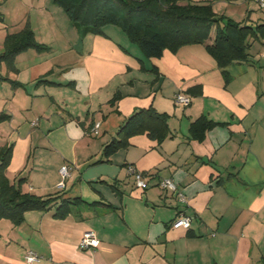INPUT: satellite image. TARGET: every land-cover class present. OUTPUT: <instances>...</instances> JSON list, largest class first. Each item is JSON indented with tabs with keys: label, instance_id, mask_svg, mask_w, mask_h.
<instances>
[{
	"label": "crops",
	"instance_id": "1",
	"mask_svg": "<svg viewBox=\"0 0 264 264\" xmlns=\"http://www.w3.org/2000/svg\"><path fill=\"white\" fill-rule=\"evenodd\" d=\"M227 1L249 12L242 24H264L256 0ZM22 21L0 20L3 50ZM109 26L106 35L83 36L79 61L1 65L0 113L11 115L0 123V147L13 148L8 179L17 185L23 178L25 193L80 200L63 217L56 215L60 197L27 211L20 224L1 218L0 264H264L263 29L249 38V58L225 68L227 80L205 44L149 59ZM214 37L215 26L208 42ZM179 92L191 98L189 105L175 101ZM150 105L169 114V135L161 143L135 135L103 161L104 144ZM201 115L221 124L199 141L190 126ZM97 122L100 133L93 135ZM64 164L71 175L61 188ZM128 164L152 175L148 188L135 185ZM166 177L186 203L157 184ZM182 213L192 217L190 228L172 226ZM86 231L96 233L98 248L79 247ZM29 250L41 258L28 263Z\"/></svg>",
	"mask_w": 264,
	"mask_h": 264
},
{
	"label": "trees",
	"instance_id": "2",
	"mask_svg": "<svg viewBox=\"0 0 264 264\" xmlns=\"http://www.w3.org/2000/svg\"><path fill=\"white\" fill-rule=\"evenodd\" d=\"M65 11L71 24L81 36L89 33L106 35L105 27L115 25L136 43L146 58H160L165 50L177 52L189 44H205L208 52L216 59L218 66L228 80L225 68L249 58V38L256 36L264 24L256 27L235 22L231 19L220 23L212 3L201 0H54ZM0 20L5 16L0 11ZM215 26V37H211ZM33 48L37 51L48 49L40 43L31 24L27 22L18 32L8 33L4 43V53L0 54V68L5 62L10 69H15V60L21 52ZM153 70L157 71L154 66ZM13 84L19 83L12 81ZM116 98V97H115ZM114 100V99H113ZM11 115L0 113V123L9 120ZM169 114L158 111L153 105L134 111L119 127L116 136L103 147V161L122 148L130 145V138L146 133L150 138L161 143L169 135ZM221 124L206 115H201L191 123L190 133L193 139L202 141L206 133ZM12 146L0 147V219L9 218L20 224L29 210L47 208L52 202L58 203L57 216L70 212L71 204L79 197L64 198L61 195L42 197L25 193L21 189L23 178L18 184L11 183L6 175L12 158ZM113 187V186H112Z\"/></svg>",
	"mask_w": 264,
	"mask_h": 264
},
{
	"label": "rangeland",
	"instance_id": "3",
	"mask_svg": "<svg viewBox=\"0 0 264 264\" xmlns=\"http://www.w3.org/2000/svg\"><path fill=\"white\" fill-rule=\"evenodd\" d=\"M211 3L215 14L222 18L220 20L222 25L229 19L243 23L248 18L249 12L241 5L233 6L227 0H220L216 4L212 0ZM0 11L5 15L7 24L11 26L13 24L23 26L22 17H24L26 23H32V28H36L37 40L50 47L40 52L30 48L21 52L16 61H79L81 59L83 37L71 24L64 9L54 0H0ZM257 14H261L260 9L253 13L255 21L259 19ZM109 27L123 33L118 26ZM132 44L134 45L131 47L132 52L136 51L142 55L140 47L136 43ZM2 53L4 50L0 47V54ZM47 101L44 98L43 104Z\"/></svg>",
	"mask_w": 264,
	"mask_h": 264
},
{
	"label": "built area",
	"instance_id": "4",
	"mask_svg": "<svg viewBox=\"0 0 264 264\" xmlns=\"http://www.w3.org/2000/svg\"><path fill=\"white\" fill-rule=\"evenodd\" d=\"M257 4L260 8L264 9V0H256ZM175 101L177 103H181L183 105H189L191 103V98L183 94L181 92L177 93L175 96ZM101 123H95L89 133L93 135H98L100 133ZM127 172L134 178L135 185L138 188L146 189L151 185L152 175L149 172H143L138 170L134 165L128 164L127 165ZM60 174L62 176V182L60 183V187H64L65 183L64 180L71 175L70 166L68 164H64L60 169ZM162 189L166 191H170L175 197L183 203L188 201L187 195L182 192L177 184V182L170 177L160 178L157 183ZM192 222V217L187 214H179L172 222V226L174 228H190ZM100 245V239L96 235L94 231H86L79 243V247L83 250H94L98 248ZM41 258V256L36 253L35 251L29 250L26 255L25 259L28 263H32L37 261Z\"/></svg>",
	"mask_w": 264,
	"mask_h": 264
}]
</instances>
